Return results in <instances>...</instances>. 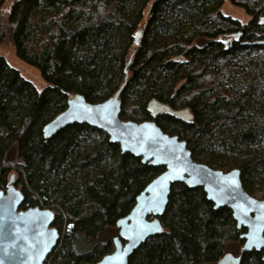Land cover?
<instances>
[{"label":"trees","instance_id":"16d2710c","mask_svg":"<svg viewBox=\"0 0 264 264\" xmlns=\"http://www.w3.org/2000/svg\"><path fill=\"white\" fill-rule=\"evenodd\" d=\"M0 0V43L36 68L38 90L0 55V190L11 183L21 209L47 208L59 232L45 264H89L113 250L116 221L164 166L122 153L102 130L43 127L71 95L96 103L119 93L120 118L152 119L186 141L192 158L240 170L251 195L264 191V0H230L247 22L225 15L224 0ZM148 9L143 26L144 12ZM138 39V43H135ZM149 219L152 216H148ZM150 236L128 264H216L228 242L243 243L231 211L214 209L201 187L171 185ZM240 264H264L243 251Z\"/></svg>","mask_w":264,"mask_h":264},{"label":"water","instance_id":"95a60500","mask_svg":"<svg viewBox=\"0 0 264 264\" xmlns=\"http://www.w3.org/2000/svg\"><path fill=\"white\" fill-rule=\"evenodd\" d=\"M259 22L264 24V16ZM257 42L264 45V38ZM122 86L111 97L96 103L86 101L80 94L71 95L66 108L43 127L44 136L49 138L69 124H88L105 132L122 153H130L152 166H164L136 196L130 212L116 221L113 250L89 264H128L130 255L148 237L162 233L159 216L164 213L171 185L176 182L190 188L201 187L214 209L228 208L237 227L246 229L241 234L244 242L240 254L227 252L216 264H240L241 253L252 249L262 251L264 261V200L243 188L240 170L223 171L195 161L186 141L164 132L153 120L166 111L154 99L147 107L152 119H121ZM23 200L22 192L11 183L0 190V264H45L59 240V232L52 226L53 212L39 207L21 209Z\"/></svg>","mask_w":264,"mask_h":264},{"label":"rangeland","instance_id":"374dc122","mask_svg":"<svg viewBox=\"0 0 264 264\" xmlns=\"http://www.w3.org/2000/svg\"><path fill=\"white\" fill-rule=\"evenodd\" d=\"M12 1L13 0H6L3 7H5V8L8 7ZM221 10L225 15L231 16L232 18H235V19H238L243 23L247 22L249 19V16L246 14V12L242 8L233 5L230 2V0H224V3L221 7ZM147 15H148V9L146 8V10L144 12L145 18L142 21L141 26L144 25V23L147 19ZM0 55H3L6 58L8 64L10 66L16 68L22 74V76L26 80L30 81L38 90H42L45 87V82L41 78L39 71L36 68L27 65L26 63L21 61L16 56L9 38L3 40L0 43ZM253 196L264 200V191H258V192L256 191L253 193ZM109 234L112 235L113 237L116 236L117 235V229L109 230L108 235ZM239 248H240V245L238 243L228 242L225 250H226V252H231L232 254H237L239 252Z\"/></svg>","mask_w":264,"mask_h":264},{"label":"flooded vegetation","instance_id":"af4514ba","mask_svg":"<svg viewBox=\"0 0 264 264\" xmlns=\"http://www.w3.org/2000/svg\"><path fill=\"white\" fill-rule=\"evenodd\" d=\"M246 231V230H245ZM244 242V241H243ZM243 244V243H242ZM242 244L240 245V248H241V246H242ZM240 248H239V252L237 253V254H233V255H239L240 254ZM262 252V251H261ZM229 253H231V252H229ZM241 257H242V253H241Z\"/></svg>","mask_w":264,"mask_h":264}]
</instances>
